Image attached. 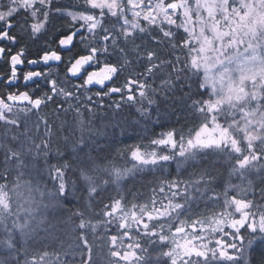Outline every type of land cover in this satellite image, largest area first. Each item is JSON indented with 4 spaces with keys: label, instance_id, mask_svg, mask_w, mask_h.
<instances>
[{
    "label": "snow or ice",
    "instance_id": "obj_1",
    "mask_svg": "<svg viewBox=\"0 0 264 264\" xmlns=\"http://www.w3.org/2000/svg\"><path fill=\"white\" fill-rule=\"evenodd\" d=\"M0 68V264H264V0H0Z\"/></svg>",
    "mask_w": 264,
    "mask_h": 264
},
{
    "label": "trees",
    "instance_id": "obj_2",
    "mask_svg": "<svg viewBox=\"0 0 264 264\" xmlns=\"http://www.w3.org/2000/svg\"><path fill=\"white\" fill-rule=\"evenodd\" d=\"M0 70H3L2 68H0ZM131 141H129V143H130Z\"/></svg>",
    "mask_w": 264,
    "mask_h": 264
}]
</instances>
